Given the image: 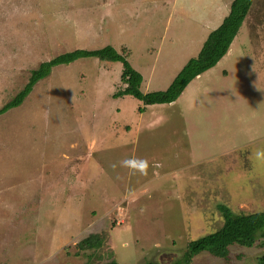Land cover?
Returning a JSON list of instances; mask_svg holds the SVG:
<instances>
[{
    "label": "rangeland",
    "instance_id": "374dc122",
    "mask_svg": "<svg viewBox=\"0 0 264 264\" xmlns=\"http://www.w3.org/2000/svg\"><path fill=\"white\" fill-rule=\"evenodd\" d=\"M232 2L0 0V107L42 62L77 48L112 45L143 92L165 90ZM122 71L96 57L57 65L0 114V264H176L222 226L220 204L264 210L254 155L264 150V0L174 102L114 97ZM131 157L148 160L147 175L119 166ZM91 233L103 244L77 247ZM263 254L259 243L232 246L190 264H261Z\"/></svg>",
    "mask_w": 264,
    "mask_h": 264
},
{
    "label": "trees",
    "instance_id": "16d2710c",
    "mask_svg": "<svg viewBox=\"0 0 264 264\" xmlns=\"http://www.w3.org/2000/svg\"><path fill=\"white\" fill-rule=\"evenodd\" d=\"M253 2L254 0H233L229 14L225 16L216 29L210 32L197 56L189 59L165 90L143 92L141 90L143 75L132 66L124 52L118 51L112 45L99 49L77 48L61 53L49 61L42 62L37 69L32 71L25 87L10 101L0 107V114L22 104L35 84L49 76L55 66L70 64L83 57H96L100 60L121 61L123 63L121 80L126 85L123 89L114 93V97L131 95L141 100L145 105L174 102L181 96L190 82L214 67L229 51ZM144 108L140 107V110ZM219 209L224 219L222 226L213 233L189 241L183 259L176 264H190L193 258L203 252H209L216 257L224 258L229 255L232 246L253 247L259 243L264 247V210L235 213L226 204H220ZM103 240L104 235L101 233H91L79 241L77 247L83 251L95 249L103 244ZM259 261L264 264V254L259 257ZM110 264L119 263L116 260H112Z\"/></svg>",
    "mask_w": 264,
    "mask_h": 264
},
{
    "label": "clouds",
    "instance_id": "9594fccd",
    "mask_svg": "<svg viewBox=\"0 0 264 264\" xmlns=\"http://www.w3.org/2000/svg\"><path fill=\"white\" fill-rule=\"evenodd\" d=\"M254 155L257 159H264V150H257ZM119 166L128 169L132 175H147L150 167L148 160L140 157L125 158L119 162ZM111 167L115 170L117 165Z\"/></svg>",
    "mask_w": 264,
    "mask_h": 264
},
{
    "label": "crops",
    "instance_id": "0c3cea01",
    "mask_svg": "<svg viewBox=\"0 0 264 264\" xmlns=\"http://www.w3.org/2000/svg\"><path fill=\"white\" fill-rule=\"evenodd\" d=\"M197 54H198V52H197ZM197 54H196V56H197ZM177 75V74H176Z\"/></svg>",
    "mask_w": 264,
    "mask_h": 264
}]
</instances>
